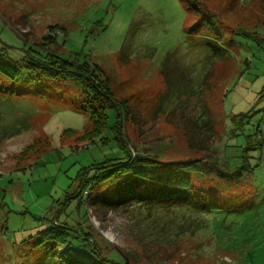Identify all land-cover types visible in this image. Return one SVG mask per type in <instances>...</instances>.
Wrapping results in <instances>:
<instances>
[{
	"label": "rangeland",
	"instance_id": "374dc122",
	"mask_svg": "<svg viewBox=\"0 0 264 264\" xmlns=\"http://www.w3.org/2000/svg\"><path fill=\"white\" fill-rule=\"evenodd\" d=\"M41 40L101 68L132 105L126 127L139 150L201 156L189 145L206 138L216 172L233 178L191 173L182 203L122 205L130 186L122 183L100 205L66 204L84 168L126 155L115 110L90 136L92 92L82 78L0 77V264H57L61 246L39 243L56 221L74 233L93 223L129 264H264V0H0L3 54L24 60ZM185 84L201 93L187 97ZM31 144L45 150L23 155ZM239 168L248 171L236 177Z\"/></svg>",
	"mask_w": 264,
	"mask_h": 264
},
{
	"label": "trees",
	"instance_id": "16d2710c",
	"mask_svg": "<svg viewBox=\"0 0 264 264\" xmlns=\"http://www.w3.org/2000/svg\"><path fill=\"white\" fill-rule=\"evenodd\" d=\"M53 27L54 29L57 28L50 26L51 29ZM54 38V34L48 33L44 36L47 41H54ZM45 44L46 41L44 40H41L39 44H33L34 46L31 47L32 52L27 51L24 60L8 54L5 55L0 50V77H3L7 82H16L22 76L21 72L24 70L30 75H34L37 79L53 80L63 78L65 75H74L82 78L92 92L87 101L88 104L93 106L90 118L91 128L86 130L87 135L90 134L91 136L93 132L99 129L103 130V127L107 124L106 108L110 107L116 112L115 131L117 139L121 147L126 151L124 157L111 158L84 168L79 173L73 188L65 195L66 204L71 199L76 198L80 204H85L87 209L89 204L100 205L101 203L97 201L99 196H102L107 191H118L122 183L130 184L129 188L123 190L120 202L122 205L129 203L142 206L146 202L148 205L153 206L164 201L167 203H182L189 201L192 197L191 193L194 187L191 173L201 174L208 172L211 175L216 172L213 156L206 154L209 147L206 138L196 143L191 141L189 145L190 149L205 153L201 156L193 155L183 159L163 160L157 154L139 150L127 133L126 127L127 122L134 116L132 105L128 104L125 98L122 100L116 98L110 87L109 78H104L96 73V70H101V68L99 66L91 68L86 63H78L74 57L61 56L56 48L45 47ZM16 59L18 60L17 62H15ZM166 66L165 72L168 73ZM170 73L184 77L181 71L179 73L171 70ZM181 85L179 87L175 85L176 93L181 91L179 90V88L182 89ZM185 85L187 86L185 93L187 97L201 93L202 89L200 87L198 90H194L192 85ZM0 91L3 92L1 85ZM97 102L99 103L98 106H96ZM199 121L203 124L202 126L207 130L208 134H210L209 131H215L206 117L199 119ZM29 124L28 122L25 127L29 126ZM100 131L96 132V135ZM87 135L84 136L86 137ZM43 147L40 150L36 144H31L26 147L23 155L34 154L38 150L42 152L45 150ZM246 171L248 170L239 168L233 175L237 177ZM217 175L219 179L224 180L233 178L232 174L218 172ZM199 190H197L198 197H201V191ZM107 201L110 207L117 206V200L114 197L107 198ZM58 227L60 225L56 221L54 226L42 231L39 239V243L47 244L50 241L51 244L61 246L60 255L54 258L55 263L129 264L128 259L119 248L102 240L101 235L94 230L93 223L89 224L88 230L80 227L75 233L72 232L75 229L66 227L61 229ZM69 232L71 233L69 234Z\"/></svg>",
	"mask_w": 264,
	"mask_h": 264
}]
</instances>
